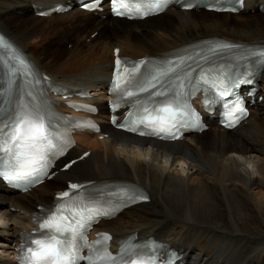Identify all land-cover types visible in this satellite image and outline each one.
<instances>
[{
	"label": "bare ground",
	"instance_id": "bare-ground-1",
	"mask_svg": "<svg viewBox=\"0 0 264 264\" xmlns=\"http://www.w3.org/2000/svg\"><path fill=\"white\" fill-rule=\"evenodd\" d=\"M53 1L59 0H0V29L53 80L97 93L93 100L100 107L103 130L79 134L71 158L87 149L89 156L33 191L18 194L0 183V264H15L14 247L28 227V215L50 203L67 180H123L149 191V202L98 226L112 232L116 241L136 232L139 238L154 235L182 249L188 264H264V70L263 100L252 108L246 124L233 131L211 124L181 141L135 138L104 122L103 103L114 47L137 57L208 36L264 42V11L259 9L264 0H243L235 13L178 4L136 20L76 7L36 15L35 4ZM166 17L173 20L170 28L162 30L149 22ZM82 27L91 30L75 32ZM71 35L76 37L70 39ZM58 36L57 47L67 41L72 49L49 53L46 45ZM102 133L108 137L99 140Z\"/></svg>",
	"mask_w": 264,
	"mask_h": 264
},
{
	"label": "snow or ice",
	"instance_id": "snow-or-ice-1",
	"mask_svg": "<svg viewBox=\"0 0 264 264\" xmlns=\"http://www.w3.org/2000/svg\"><path fill=\"white\" fill-rule=\"evenodd\" d=\"M166 2L167 0H111L115 15L134 13L140 17L161 10ZM140 5L145 7L142 8ZM237 47L239 46L218 43L210 46L208 51L214 54L223 49ZM200 55L204 58L203 53ZM248 55L256 56L258 63H264V51L258 53L249 51ZM191 59L190 56H177L175 60L153 63L147 59L129 62L117 56L111 90L118 98L124 99L139 97L141 93L166 96L167 89L158 91L157 88ZM130 63L131 67H122ZM149 64H153V67L145 75L141 72V66ZM4 66H7L9 86L13 83V77L17 75L31 83L30 63L3 36H0V67ZM176 79L179 88L182 89L183 79L179 76ZM200 79L212 87H218L220 96H226L230 87L236 86V81H232L229 87H225L221 77L209 80L206 73H201ZM181 94L179 91L176 93L178 96ZM140 107L142 112L137 119L129 121L132 125L128 128L129 131L137 132L138 126L143 125L146 131H140V135L160 136L164 133L171 139L177 138L172 130L176 127L181 109L175 100L165 99L159 105L148 107L141 104ZM236 112L246 115L237 104L235 111L228 113L230 120ZM239 118L237 116L236 120ZM6 120L7 122L0 120V177L11 183L24 182L25 186L39 182L47 174L49 153L54 155L53 150L59 149V145L53 142L57 138L51 131L50 113L38 106L20 105ZM227 126L234 125L230 122ZM87 155L85 152L84 156ZM70 166L65 165V168ZM84 187L81 184L70 183L66 191L57 193V202L54 205L42 210L43 215L34 217L37 227L33 232L21 233L22 242L18 246L17 256L19 264H79L81 260H86L87 264H146L143 257L131 259L133 253L130 248L122 247L120 255L114 256L108 251L106 242L111 237L106 233H98V239L89 242L86 230L97 218L111 215L128 203L147 199V196L135 186H122L114 193L96 195L84 193L82 191ZM83 248L89 250V255L84 257L80 255Z\"/></svg>",
	"mask_w": 264,
	"mask_h": 264
},
{
	"label": "rangeland",
	"instance_id": "rangeland-1",
	"mask_svg": "<svg viewBox=\"0 0 264 264\" xmlns=\"http://www.w3.org/2000/svg\"><path fill=\"white\" fill-rule=\"evenodd\" d=\"M255 11H251V13H254ZM260 18V20L262 19L261 17H259ZM172 18L171 17H166V18H161V19H154V20H150L149 22H151L152 23V26L153 27H162V30L163 29H165V28H170V26H171V24H172ZM170 23V24H169ZM86 28L87 27H82V28H79L78 30H75V32H78L79 34H84V33H88L91 29L90 28H87V30H86ZM87 31V32H86ZM62 36H64V37H69V36H67L66 34H62ZM61 36H58V37H56L55 38V40H54V42L53 43H47L48 45H46L47 46V50H48V52L49 53H52V52H54L53 50H55L56 48H59V49H61V50H64V51H66V50H71L72 49V46H73V44L72 43H66L67 41H63V42H61V44H62V46H56V42H57V40L60 38ZM76 36H73L72 37V35H71V37H70V39L71 38H75ZM66 39V38H65ZM64 55V53H62V54H58V56L56 55V56H54V60H58V59H61L62 58V56Z\"/></svg>",
	"mask_w": 264,
	"mask_h": 264
}]
</instances>
